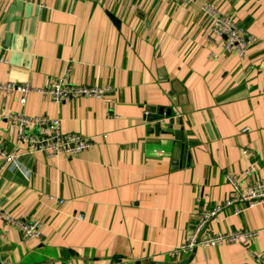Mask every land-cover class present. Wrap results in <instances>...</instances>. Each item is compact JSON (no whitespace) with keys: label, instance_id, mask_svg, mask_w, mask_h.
I'll list each match as a JSON object with an SVG mask.
<instances>
[{"label":"crops","instance_id":"obj_1","mask_svg":"<svg viewBox=\"0 0 264 264\" xmlns=\"http://www.w3.org/2000/svg\"><path fill=\"white\" fill-rule=\"evenodd\" d=\"M207 3L256 37L243 59L211 33ZM0 45L1 83L43 88L68 70L108 88L60 103L0 91V143L16 157L0 158V264H264V201L224 208L203 233L257 230L261 261L240 243L171 254L193 213L230 195L227 173L239 187L264 178V0H0ZM7 113L56 118L92 144L29 152ZM8 216L40 220L41 239L23 242Z\"/></svg>","mask_w":264,"mask_h":264},{"label":"built area","instance_id":"obj_2","mask_svg":"<svg viewBox=\"0 0 264 264\" xmlns=\"http://www.w3.org/2000/svg\"><path fill=\"white\" fill-rule=\"evenodd\" d=\"M178 3H191L193 0H170ZM201 10L212 20L210 31L216 36H224L223 46L227 51H234L240 59H243L245 49L256 40L246 28L235 22L230 14L220 13L217 8L207 3L201 6ZM1 47V45H0ZM0 62H6V58L0 55ZM108 88L90 85H78L69 81L68 70L64 74L54 77L51 82L43 88H35L29 82H0V91L7 97L8 94L19 93V102L24 103L26 96L31 92H37L49 96L53 102L60 103L71 97H101ZM3 117L16 129L15 141L27 145L29 152H39L46 158L59 156L72 157L87 150L92 140L77 133L64 134L60 130L59 120L46 116H26L24 114L7 113ZM36 131V133H33ZM161 154L162 151L154 150ZM246 153V151H244ZM1 168L10 161L15 160V152H4L0 143ZM250 169L244 171L247 174ZM225 180L231 186L228 197L209 209H198L193 213L191 233L183 243L175 246L171 254L179 255L193 251L200 247H216L222 244L240 243L247 247V253L256 261H261L263 255L257 254L248 247L250 239L254 238L257 230H237L229 232H216L202 234L198 237L201 229L211 220L218 219L219 213L228 206H235V211L252 208L264 201V178H259L245 187H239L234 175L226 174ZM61 203V199H56ZM78 219L82 215H76ZM9 217V216H8ZM11 222L18 228L23 242L39 240L42 237L41 222L38 219L10 218Z\"/></svg>","mask_w":264,"mask_h":264},{"label":"water","instance_id":"obj_3","mask_svg":"<svg viewBox=\"0 0 264 264\" xmlns=\"http://www.w3.org/2000/svg\"><path fill=\"white\" fill-rule=\"evenodd\" d=\"M147 110L150 111V112H153L154 111V107H148ZM158 113H160V114L162 113V108L161 107L158 108ZM165 115H167V116L169 115V108H167ZM203 233H204V228L199 231L198 237L201 236Z\"/></svg>","mask_w":264,"mask_h":264}]
</instances>
